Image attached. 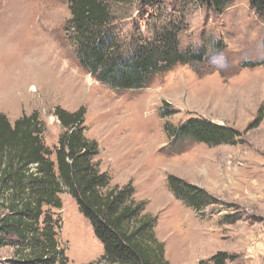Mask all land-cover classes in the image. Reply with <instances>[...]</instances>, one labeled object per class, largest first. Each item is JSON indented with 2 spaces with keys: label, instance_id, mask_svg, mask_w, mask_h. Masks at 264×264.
<instances>
[{
  "label": "rangeland",
  "instance_id": "obj_1",
  "mask_svg": "<svg viewBox=\"0 0 264 264\" xmlns=\"http://www.w3.org/2000/svg\"><path fill=\"white\" fill-rule=\"evenodd\" d=\"M124 36L160 17L179 30V52L204 56L156 75L145 89L116 91L79 63L64 0H0V113L11 123L38 113L46 146L55 150L64 130L60 107L85 110V135L99 145L100 170L112 186L132 184L145 213L157 219L156 236L170 264H264V15L250 0H234L218 13L197 0H104ZM161 12V13H160ZM141 35V36H142ZM146 36H142L144 38ZM38 88V92L34 90ZM205 119L239 132L236 145L175 140L168 128ZM175 176L205 193L197 213L169 187ZM54 210L67 264L101 260L104 246L75 199L61 196ZM14 250L0 248V264ZM232 258V259H231Z\"/></svg>",
  "mask_w": 264,
  "mask_h": 264
},
{
  "label": "trees",
  "instance_id": "obj_2",
  "mask_svg": "<svg viewBox=\"0 0 264 264\" xmlns=\"http://www.w3.org/2000/svg\"><path fill=\"white\" fill-rule=\"evenodd\" d=\"M64 1L71 11L70 38L79 63L116 91L145 89L156 75L177 64L205 61L203 55L180 53L179 30L169 21L162 24L160 17H151L146 35L137 28L124 36L115 28L117 18L104 0ZM161 1L136 0L142 7ZM197 1L221 13L234 0ZM250 5L264 15V0H250ZM85 113L83 108L74 113L56 108L54 116L64 132L55 150L45 144L46 129L38 113L14 123L0 113V248L14 250L13 264H67L54 210L62 209L61 196L68 194L104 246L101 260L90 264H170L156 236L157 219L135 199L133 185L112 186L111 177L101 172L99 145L85 135ZM263 120L261 109L247 131ZM167 131L177 141L193 139L211 146L236 145L240 134L205 119H192ZM169 187L197 213L210 206L201 189L175 176L169 178ZM228 257L219 253L210 262L225 264Z\"/></svg>",
  "mask_w": 264,
  "mask_h": 264
},
{
  "label": "bare ground",
  "instance_id": "obj_3",
  "mask_svg": "<svg viewBox=\"0 0 264 264\" xmlns=\"http://www.w3.org/2000/svg\"><path fill=\"white\" fill-rule=\"evenodd\" d=\"M34 90H36L38 92V88H34Z\"/></svg>",
  "mask_w": 264,
  "mask_h": 264
}]
</instances>
